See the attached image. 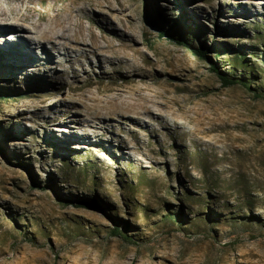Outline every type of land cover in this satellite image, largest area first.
I'll return each mask as SVG.
<instances>
[{"label":"rangeland","instance_id":"rangeland-1","mask_svg":"<svg viewBox=\"0 0 264 264\" xmlns=\"http://www.w3.org/2000/svg\"><path fill=\"white\" fill-rule=\"evenodd\" d=\"M0 5L20 38L86 17L78 50L0 54V264H264V0Z\"/></svg>","mask_w":264,"mask_h":264},{"label":"bare ground","instance_id":"bare-ground-1","mask_svg":"<svg viewBox=\"0 0 264 264\" xmlns=\"http://www.w3.org/2000/svg\"><path fill=\"white\" fill-rule=\"evenodd\" d=\"M4 8H5V6H4ZM4 8L2 7L0 9L3 10ZM12 10H14V9H12ZM81 10H82L81 8H77L76 9L77 13H74L73 9H67L64 17L55 20L54 26L50 27L47 30L39 31L40 37L38 39H32L30 37H26V38L21 37L20 38L19 32H16V31L15 32L14 31L9 32L6 28L8 25H3L0 22V32H2V33L8 32L9 35H13V37H11V38L15 41V43H12L10 48L9 47L7 49L1 48L2 50L0 51V54L3 56L6 55L5 50H7V51H9V53H7V54H9L10 57H20V58L31 57L32 58V56H34V54H35L34 49H33L34 46H39V47H41L47 51L49 49L56 50V51H60V50L65 51V50H67V48H69L71 50H74V49L78 50V46H74L71 44L72 43H77V44H83L84 43L83 39L82 40L78 39V35H81V30L83 28V24H82L83 19L86 18L83 14H81ZM17 23L18 22L16 19L13 22L11 21V23H9V24L11 26L15 27ZM21 24H22V22H21ZM22 28H23V30H25V32L29 31V29L26 27H22ZM59 39H66L68 41V43H61V42H59ZM46 45L48 47H46ZM56 122H57V119L55 117H51V124L54 125ZM84 137H88V135L85 134Z\"/></svg>","mask_w":264,"mask_h":264},{"label":"trees","instance_id":"trees-1","mask_svg":"<svg viewBox=\"0 0 264 264\" xmlns=\"http://www.w3.org/2000/svg\"><path fill=\"white\" fill-rule=\"evenodd\" d=\"M152 23L157 28V31H158L157 36H158V38H166V39H168L170 41H176V42H178L180 44H183L189 49V51L192 54H194L195 56H198V57H200L202 59H205V61H207L209 63L211 71L216 73V75L218 76L222 86H224V87L226 86L227 87V86H231V85H235V84L239 83V84H242V85L248 87L247 80L244 79L243 77L242 78H238V77H235V76H230L227 73H222L217 68H215V66L211 63V60L207 57L208 51H206L202 47H197V46H194L193 44H191V42L188 41L189 40L188 36L185 35L184 32H182L183 35L181 36V38H179V37H177L178 35H174L171 32H169L168 30H164L163 28L157 26V24H156V22L154 20H152ZM258 33L264 35V30L263 31L258 30ZM190 40H192V39H190ZM209 51H211V50H209ZM220 53H225V52L221 51V50L216 52V54H220ZM233 62L234 63L238 62L239 64H241L242 67H245L246 69L249 68L250 69L249 73H250V75H252L253 68L249 64V60L247 59V57L245 55L237 56L236 59L234 58ZM233 70L235 71L234 67H233ZM80 205H83V206L89 207V208L99 209V207L97 205H95L94 202H92V201L84 202V203H82ZM179 217H180L179 215H176L173 218L180 220ZM169 218L171 219L172 217L169 216ZM113 229H114L113 230V234L114 235L120 236L123 239H125L126 241H128V236L126 234L125 228H123L122 230L119 231L117 226H114Z\"/></svg>","mask_w":264,"mask_h":264}]
</instances>
